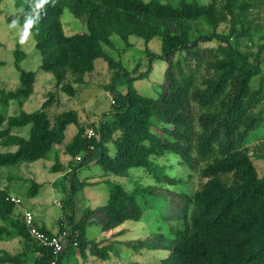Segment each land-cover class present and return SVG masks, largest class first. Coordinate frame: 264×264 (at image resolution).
<instances>
[{
	"label": "trees",
	"instance_id": "obj_1",
	"mask_svg": "<svg viewBox=\"0 0 264 264\" xmlns=\"http://www.w3.org/2000/svg\"><path fill=\"white\" fill-rule=\"evenodd\" d=\"M254 1L201 4L177 0L173 5L159 0H14L19 9L16 16L32 32L41 55L40 69L51 73L55 87L68 96L75 93L73 85L84 83L96 59L111 69L119 65L103 50V45L113 46L112 34L126 46L131 36L146 43L157 38L161 45L157 57L165 68L155 98L129 87L124 95L112 99L109 118L93 123L94 136L87 138V130L80 125L65 141L66 128L79 123L77 112L63 111L51 121L45 109L52 103L53 93H48L40 110L22 109L34 92L36 76L21 68L26 54L16 46L13 66L19 85L15 90H0V104L15 100L18 113L7 116L0 112V166L32 163L54 150L51 172L62 171L65 183L61 188L73 193L80 184L75 180L78 168L94 155L107 175L126 178L129 170L142 169L157 184L176 185L181 180L162 173L154 162V158L172 153L188 169L198 168L205 182L191 195L181 193L182 205L170 216L163 215V221L173 223L166 233L151 234L134 248L167 251L158 264H264V176L258 175L245 146L264 124L263 87L261 83L252 87L261 70L264 43L254 42L257 49L252 59L238 49L240 37L252 42L250 10L255 8ZM65 9L83 19L86 32L64 33L61 16ZM221 24L229 26L227 34L217 32ZM255 30L258 39H264V18ZM212 40L218 41L216 48H200L201 42ZM151 70L152 64L147 75ZM27 125V138L13 132ZM108 141L114 145L113 154L106 147ZM58 151L70 157L66 166L60 164ZM256 156L264 158V153ZM27 182L26 195L33 198L40 185L30 179ZM8 188L0 187V241L18 239L21 251H0V264H48L49 249L29 236L22 215L15 218L16 204L7 199ZM108 188L105 204L87 208L76 222L72 217L61 218L56 232L35 221L47 235L70 228L68 239L77 246H66L57 264H64V255L71 250L83 258L89 250L105 261L112 243L101 246L88 239L86 228L98 225L103 232L112 231L127 220L142 218L138 196L144 200L149 187L127 191L109 183Z\"/></svg>",
	"mask_w": 264,
	"mask_h": 264
},
{
	"label": "rangeland",
	"instance_id": "obj_2",
	"mask_svg": "<svg viewBox=\"0 0 264 264\" xmlns=\"http://www.w3.org/2000/svg\"><path fill=\"white\" fill-rule=\"evenodd\" d=\"M147 2L149 0H143ZM163 3L176 4L177 0H159ZM201 4H210L214 0H196ZM255 8L250 10L252 42L246 37H240L239 50L247 53L250 58L254 56L257 46L264 43V39H258L255 30L256 25H260L264 18V0L254 1ZM253 2V3H254ZM19 9L15 7L14 0H0V90H15L18 85V73L13 66V51L16 46L26 54L20 66L25 71L35 73L36 82L34 92L24 103L22 109L25 112L40 110L43 103L48 99V93L54 94L51 104L45 109L48 117L52 121L57 114L74 110L78 114L79 123L69 125L64 133V140L68 141L76 133L77 128L83 125L86 130L93 128V123L99 120H106L113 111L111 101L115 96L124 95L129 87L135 88L143 96L155 98L158 94V83L161 82L165 63L157 55L161 53L160 41L157 38L146 43L137 36L129 38L130 45L125 43L115 34L110 36L112 47L103 45L104 52L109 55L119 65L116 68H109L102 59L94 61V69L84 77L82 85H73L75 93L68 96L55 87V80L51 73L40 69L41 55L35 48V40L31 31H26L16 16ZM12 15L14 18L9 19ZM64 33L73 35L75 33L86 32V25L83 19H76L69 9H65L61 16ZM205 28V25L201 24ZM229 26L221 24L217 32L228 33ZM217 40L201 42L200 48H216ZM148 53L151 56L148 57ZM260 73L253 78L252 87L256 89L261 83L264 94V52L261 54ZM149 59H152L151 63ZM150 64L152 70L147 75ZM120 66L127 73L119 72ZM143 74V75H142ZM261 107H258L260 109ZM256 111V110H255ZM0 112L10 116L18 113L16 101H9L7 105L0 104ZM30 126L13 129L15 134L25 138L29 135ZM251 159L260 177L264 176V158L257 157V154L264 153V124L261 129L252 134L247 142ZM106 147L110 154L114 153V145L107 142ZM1 150V149H0ZM54 150L48 153L45 158L32 163H24L15 166H0V187L9 186L10 196L20 199V204H16L15 218L21 217V212L31 211L34 220L46 227V229L56 232L59 220L63 217H72L73 221H78L87 208L96 209L105 204L109 188V183L121 185L125 190L132 191L135 188L144 189L149 187L150 194L144 200L138 196L143 207V215L139 221L127 220L112 231H101L98 225L86 228V236L90 240H95L99 245L112 243L109 257L102 261L100 258L91 255L86 250L85 257L71 251L63 258L64 264H129L138 262L140 264H158L161 258L168 255L167 251L135 249L137 241L147 238L156 232H167V227L172 222H165L163 215L170 216L177 207L182 205L179 195L186 193L191 195L205 182L199 174L198 168L188 169L181 164L179 157L172 153H165L161 157L154 158V162L160 166L161 172L181 180L176 185L157 184L153 178L142 169H131L128 177L119 178L107 175L97 164V155L86 160L75 174V180L79 181L78 189L71 193L61 188L65 183L64 173L61 171L51 172L55 158ZM61 165L66 166L70 157L62 151L56 152ZM52 155V156H51ZM200 164H198L199 166ZM37 182L40 187L35 197L29 198L26 195L29 183L27 180ZM67 185V181H66ZM67 187V186H66ZM69 189V188H68ZM151 202V203H150ZM66 229H70L68 226ZM8 251L16 254L21 251L18 239L10 241H0V251Z\"/></svg>",
	"mask_w": 264,
	"mask_h": 264
},
{
	"label": "built area",
	"instance_id": "obj_3",
	"mask_svg": "<svg viewBox=\"0 0 264 264\" xmlns=\"http://www.w3.org/2000/svg\"><path fill=\"white\" fill-rule=\"evenodd\" d=\"M87 138H91L94 136V131L92 129H88L86 132ZM80 158L78 157V160ZM7 199L15 204H20V199L8 196ZM22 220L25 227L28 230L29 236L40 243L43 247H47L50 251V259L48 264H57V259L59 255L62 253L64 248L68 245L77 246L76 241H70L68 239L70 235V229H64L60 234L53 233L52 235H47L43 231H41L36 225H34L35 220L31 211L25 210L22 212Z\"/></svg>",
	"mask_w": 264,
	"mask_h": 264
},
{
	"label": "clouds",
	"instance_id": "obj_4",
	"mask_svg": "<svg viewBox=\"0 0 264 264\" xmlns=\"http://www.w3.org/2000/svg\"><path fill=\"white\" fill-rule=\"evenodd\" d=\"M29 25H31V22H28ZM112 102V101H111ZM10 195V194H9Z\"/></svg>",
	"mask_w": 264,
	"mask_h": 264
},
{
	"label": "crops",
	"instance_id": "obj_5",
	"mask_svg": "<svg viewBox=\"0 0 264 264\" xmlns=\"http://www.w3.org/2000/svg\"><path fill=\"white\" fill-rule=\"evenodd\" d=\"M11 195V194H10ZM52 232H54V231H52ZM4 251H6V250H4ZM8 252V251H7Z\"/></svg>",
	"mask_w": 264,
	"mask_h": 264
}]
</instances>
